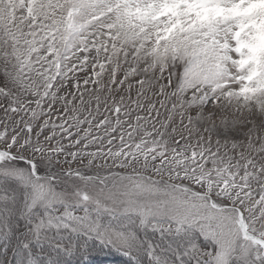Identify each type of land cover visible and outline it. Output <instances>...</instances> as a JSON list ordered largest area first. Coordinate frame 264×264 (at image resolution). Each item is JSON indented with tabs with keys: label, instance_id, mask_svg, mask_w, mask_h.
I'll use <instances>...</instances> for the list:
<instances>
[{
	"label": "snow or ice",
	"instance_id": "obj_1",
	"mask_svg": "<svg viewBox=\"0 0 264 264\" xmlns=\"http://www.w3.org/2000/svg\"><path fill=\"white\" fill-rule=\"evenodd\" d=\"M0 264H264V0H0Z\"/></svg>",
	"mask_w": 264,
	"mask_h": 264
}]
</instances>
